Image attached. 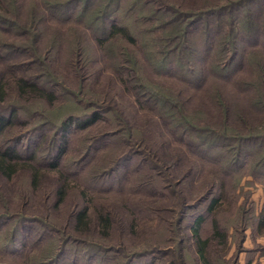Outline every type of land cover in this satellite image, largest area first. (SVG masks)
<instances>
[{
	"label": "trees",
	"instance_id": "trees-1",
	"mask_svg": "<svg viewBox=\"0 0 264 264\" xmlns=\"http://www.w3.org/2000/svg\"><path fill=\"white\" fill-rule=\"evenodd\" d=\"M191 1L167 11L153 0H34L24 11L22 0H0V219L10 222L6 238L9 242L24 238L29 220L25 213L9 209L15 200L6 197L7 191L28 205V194L40 190L45 172L52 171L58 173L51 179L53 203L63 204L72 188L79 200L65 216L69 229L47 226L48 235L28 245L29 228L24 250L9 253L26 257L29 264H56L70 244L79 243L89 253L114 251L126 264L146 253L168 258L157 241L141 246L150 231L141 225L140 209L127 203L123 217L113 206L95 202L101 195L135 193L139 180L145 184L144 179L156 177L168 182L163 188L169 186L179 198L176 208L170 198L155 208L162 193L146 200L147 207L171 214L158 218L165 224V247L182 244L189 212L206 201L205 211L213 217L211 236H203V213L191 223L189 234L199 262L218 263L229 238L217 216L228 196L225 176L241 162L248 147L253 149L249 167L264 176V123L254 124L242 111L230 118L229 107L219 96L216 124L200 119L201 111L192 112L186 98L162 76L173 80L174 64L175 79L190 86L211 72L225 77L240 66L246 43L254 49L262 42L259 48L264 50V7H255L256 0H204V7L190 6ZM49 21L69 30L52 31ZM64 48L68 56L63 65L77 78L75 87L58 82L56 60ZM100 55L104 61L98 68L105 66L106 77L110 76L104 90L89 87L94 92L88 97L91 85L83 80L84 64ZM251 58L260 78L253 105L264 109V66L254 55ZM114 95L127 96L129 103L114 101ZM32 132L38 133L30 139ZM99 138L107 140L101 148L96 146ZM28 139L33 149L23 145ZM134 158L137 162L119 175V187L103 185L121 164ZM188 162L191 171L186 179L173 183L166 177L167 171ZM76 163L81 165L75 169ZM207 167L216 171L209 181H205L211 171ZM23 174L27 188H15ZM184 183L191 186L181 190ZM256 227L264 233V207ZM117 230L122 239L115 246L110 238ZM127 240L133 248L125 244Z\"/></svg>",
	"mask_w": 264,
	"mask_h": 264
},
{
	"label": "rangeland",
	"instance_id": "rangeland-1",
	"mask_svg": "<svg viewBox=\"0 0 264 264\" xmlns=\"http://www.w3.org/2000/svg\"><path fill=\"white\" fill-rule=\"evenodd\" d=\"M34 0H22L24 11H27L28 6L30 7ZM39 1V0H36ZM156 4L165 7L166 10L169 8L173 11V7L176 5H180L181 3H188L191 0H153ZM196 2H192L190 6L197 5L199 7H204V0H195ZM213 1H220V0H211ZM252 2V1H251ZM257 2V4L255 3ZM253 2L255 7H264V0H256ZM150 4V1H148ZM262 3V5H258ZM254 7V6H253ZM26 9V10H25ZM134 11H136L134 9ZM168 11V10H167ZM166 11V12H167ZM136 13V12H135ZM169 13V12H168ZM171 16V15H170ZM47 25L52 27V31L57 29L56 27H60V29H68L67 26H63L61 24L57 25L53 22H47ZM195 27V26H194ZM89 36V32H86ZM197 38H199V34L197 33ZM218 38V37H216ZM45 39H42V43ZM47 39L45 40V42ZM251 42L246 43L248 49L242 52L241 54V64L238 67H233L229 74L225 77H216L213 75V72L205 74V79L198 83V85L190 86L185 84V82L175 79L177 74V68L172 65V70L170 72L172 79L168 77H163V79L169 81L168 85L172 87L174 91H179L183 95V98H186L187 107L192 112L201 113L199 114V118L206 120L207 122H211L216 124L218 120V111L216 110L217 105V96L223 98L225 104L229 107V117H235V112L242 111L243 114L251 122L254 124H263L264 123V109L256 108L253 105V98L256 91H259V73L257 68L253 65V61L251 56H255L257 59H260L259 63L264 66V50L263 48H259L262 42L258 45H254L255 48L253 49V45L249 44ZM245 46V47H246ZM258 48V49H257ZM59 60L57 57L56 60V71L60 72V78H58V82L62 86L68 87H75L77 82V78L74 76L73 71L71 68H67L63 65L66 62L67 54L66 48L60 50ZM139 56H144L142 53L139 52ZM103 57L96 56L94 59L88 63L84 64V75L83 80L88 81V84L91 85L87 87V96L90 97L94 91H91L90 88H97L100 90H104V86L107 83L106 73H108V69L103 66L102 73H99L98 66H102L100 63ZM254 59V57H253ZM208 60H205L204 64ZM110 68V66H108ZM110 73V72H109ZM112 76V74H111ZM162 79L161 77H159ZM79 80V79H78ZM90 87V88H89ZM97 93L100 92L96 90ZM95 91V93H96ZM116 98H119L120 102L123 101L122 104L126 103L127 96L124 97H117L113 96V100L116 101ZM215 98V99H214ZM66 100L60 102L59 105H62ZM128 102V101H127ZM129 103V102H128ZM131 103V99H130ZM220 110V106L218 107ZM135 117L137 118V112H133ZM99 132V130L97 131ZM38 132H36L37 134ZM34 132L31 133L29 136L30 139L33 135H36ZM105 137V136H103ZM98 138V137H97ZM28 139L23 142L25 147H29L31 144V140ZM106 138H99V143L96 144L98 147H102L107 140ZM105 141V142H104ZM246 154L242 158L241 162H238L235 168L232 170H228L227 175L225 176V183H226V192H227V200L222 204L220 212H218V220L221 224L222 229L228 232V246L227 248H223L221 252V256H217V264H264V233L258 230L256 227V218L258 214L262 211L264 207V176L261 175V172L255 171L249 167V157H253V149L246 148ZM125 160V159H124ZM137 162V158H134L130 162H122L123 164L120 165L118 169L115 170L114 175L107 181L106 184L103 185H111L112 187H119L120 182V174L127 169L128 166L134 165ZM96 163V162H95ZM94 163V164H95ZM77 164V163H76ZM73 164L75 169L79 167L81 164ZM93 164V165H94ZM191 163L188 162L181 166V169H176L175 167L167 171L166 177L170 176L171 182L173 183H180L183 179H186L187 174H190L189 169ZM73 169V168H72ZM121 169V170H120ZM120 170V173H119ZM209 171V179H205V181L211 180L216 174V171L206 168ZM48 174L45 172V179L43 180V185L40 190H36L34 195L29 193L26 201L28 205L23 204L22 200L20 199L19 195H14L11 192H6V197L13 199L10 203V208L13 212L16 213H25L26 217H29V220L26 224V231L29 228L32 229L31 234L27 233L28 245L36 243L37 239H41L42 236L48 235L46 232L47 226L58 228L61 230L69 229L70 225L68 226L67 221H65V216L71 211L72 208L76 206L79 202L78 198H76L74 191L71 189L69 192L68 197L66 198L65 202L60 206H56L54 201V181L51 180L57 177L58 173L50 172ZM199 178V177H198ZM195 178V179H198ZM143 179V178H142ZM180 179H182L180 181ZM147 182L144 184L143 180H139L136 185L133 187V192L129 194L123 195H101L100 198L95 200V202H99L104 206H113V208L118 209V213L125 217L124 210L122 207H127V203L130 207L140 209V217L142 226H147V229L151 232L147 233V235L142 239V245L147 244V242L160 243L163 245V248L166 250V254L168 258L165 256L156 254V253H146L142 254L131 261L129 260L128 264H166V262L177 261L178 264H201L197 259L194 245L192 239L190 238L189 234V227L191 223H193L194 219L197 217L198 214L203 213L205 216V220L202 224V233L204 237L211 236L212 233V222L213 217L208 215L205 211L206 201H202L197 206L192 209L187 219L184 222V241L182 244L176 247V243L173 242L167 246V233L164 227V222L161 223L158 218L160 217H169V213L162 212L159 210H155L153 208L147 207L146 200L150 197L153 193H162L158 197V205L155 208H161L163 206V202L167 200V198L173 201V207L176 208L177 203L179 201L178 196H173L172 191L173 189L169 186H164L163 184L168 183L165 181L160 180L159 178L153 177V179H144ZM169 181V180H168ZM143 182V183H142ZM28 178L25 174L21 176L19 182L15 183V188H19L22 186L23 188H27ZM76 185H80L79 183H74ZM82 186V185H81ZM190 184L184 183L182 189H187L190 187ZM29 188V187H28ZM16 191V190H15ZM189 195V194H188ZM167 196V197H166ZM190 198H193V194L190 193ZM127 197H131L130 201H127ZM154 217H157V221L152 220ZM33 219H40V222H35ZM42 223V224H41ZM47 223V224H45ZM45 226H44V225ZM162 225V226H160ZM10 226L9 221H4L0 219V264H29L28 259L26 257L19 258L18 254L14 255L8 252V250H21L24 248L23 241L24 238H18V240L8 241L9 238H6V235L9 236L10 233L7 232V228ZM157 226L158 228H155ZM47 227V228H46ZM45 231V232H44ZM45 233V234H44ZM80 239V238H78ZM114 245L117 246L122 239L120 231H115L110 238ZM124 239V238H123ZM147 239V240H146ZM146 241V242H145ZM145 242V243H144ZM126 245L128 244L129 247L133 248V243H129L127 240ZM84 245L82 244H70L67 248L66 253L62 256V258L56 264H113L114 261L118 262V264H126L123 263L126 259H122V257L116 254L114 251H107L104 254H96V253H89L82 250ZM7 250V251H6ZM24 250V249H23ZM93 251V250H92ZM24 253V251H23Z\"/></svg>",
	"mask_w": 264,
	"mask_h": 264
}]
</instances>
